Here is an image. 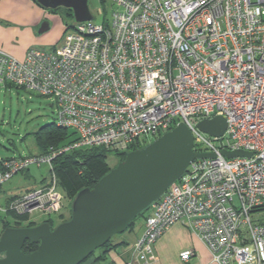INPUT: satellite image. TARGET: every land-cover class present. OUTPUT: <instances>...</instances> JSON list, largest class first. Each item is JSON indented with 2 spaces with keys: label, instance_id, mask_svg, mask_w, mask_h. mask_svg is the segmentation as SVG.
<instances>
[{
  "label": "built area",
  "instance_id": "built-area-1",
  "mask_svg": "<svg viewBox=\"0 0 264 264\" xmlns=\"http://www.w3.org/2000/svg\"><path fill=\"white\" fill-rule=\"evenodd\" d=\"M112 1L110 22L75 21L55 48H30L23 60L0 49V86L51 97L55 124L74 133L38 158L0 159V185L46 163L50 188L27 195L21 211L57 213L50 165L57 154L94 146L128 152L183 122L193 150L213 156L194 159L148 207L134 253L146 264L153 243L182 223L213 262L264 264V0ZM216 115L226 129L209 138L196 124ZM222 150L251 154L228 158Z\"/></svg>",
  "mask_w": 264,
  "mask_h": 264
},
{
  "label": "water",
  "instance_id": "water-1",
  "mask_svg": "<svg viewBox=\"0 0 264 264\" xmlns=\"http://www.w3.org/2000/svg\"><path fill=\"white\" fill-rule=\"evenodd\" d=\"M46 8L64 7L75 21L92 20L87 0H36ZM41 28L39 31H42ZM197 128L212 137L226 129L221 115L201 119ZM228 158L250 152L222 150ZM212 153L193 150V135L179 122L147 145L126 152L124 158L104 174L93 187L79 190L71 202L67 220L52 227L44 221L35 226L6 227L0 234V264H80L156 201L197 158ZM25 241L37 248L25 253Z\"/></svg>",
  "mask_w": 264,
  "mask_h": 264
},
{
  "label": "rangeland",
  "instance_id": "rangeland-1",
  "mask_svg": "<svg viewBox=\"0 0 264 264\" xmlns=\"http://www.w3.org/2000/svg\"><path fill=\"white\" fill-rule=\"evenodd\" d=\"M88 8L93 16L94 23L110 22L112 14L113 1L112 0H87ZM62 14L60 17L59 14ZM57 21L52 24V29L42 33V36L48 34H56L58 26L64 23L67 27L75 23V19L71 12L64 7L57 9L53 17ZM58 45H42V49H52ZM56 103L49 96H42L25 88H19L14 85L0 87V156H15L30 154L31 158H38L39 153L33 132L37 131L41 126H53L55 123ZM206 134V133H204ZM207 137L211 138L206 134ZM71 137V136H70ZM155 137L148 139L153 140ZM69 138L61 142L62 145L68 142ZM218 143V141H214ZM49 147H52L50 145ZM11 158V157H10ZM54 158V157H53ZM53 158L50 165L53 168ZM14 160V159H12ZM107 161L111 166L118 163L119 157L114 152L107 153ZM5 164V163H4ZM3 167V164H0ZM54 171V168H53ZM52 170L46 163L40 165H32L28 168H22L13 172V176L0 185V191L8 193L9 195L0 196V202H4L3 197H6V204L2 207L4 214L0 215V232L5 223L9 225H18L17 227L38 225L44 221L48 222L49 218L52 224L57 225L63 218L67 220L69 216L70 200L64 196L60 187L56 186V190L61 197L62 206L57 213L45 215L41 211L35 209L22 212L21 207L26 206L25 198L29 194H35L37 189H41L46 193L50 188V181ZM36 182L35 184H32ZM1 195V194H0ZM16 208L12 213H7L8 208L13 206ZM148 209L144 211L146 214ZM144 214V215H145ZM23 216V217H20ZM143 216H137L133 224L127 228L126 231L113 236V241L121 240V243H134L136 239L142 235L143 231ZM50 224V223H49ZM51 225V224H50ZM16 227V226H13ZM4 229V228H3ZM1 234V233H0Z\"/></svg>",
  "mask_w": 264,
  "mask_h": 264
},
{
  "label": "crops",
  "instance_id": "crops-1",
  "mask_svg": "<svg viewBox=\"0 0 264 264\" xmlns=\"http://www.w3.org/2000/svg\"><path fill=\"white\" fill-rule=\"evenodd\" d=\"M56 9L46 8L36 0H0V49L19 60H23L30 48L42 45H58L66 30L62 23L58 32L42 36L56 23ZM62 14L60 13L59 16ZM42 31H39L40 29ZM35 181L32 184H35ZM0 196L9 195L0 191ZM0 202L3 206L6 204ZM61 222V221H60ZM143 227V224H142ZM115 240L114 243H120ZM134 243H121L100 259L93 255L81 264H143L142 258L133 251ZM191 250L187 260L180 258L183 250ZM146 264H217L198 235L182 223L172 224L152 245V252L145 255Z\"/></svg>",
  "mask_w": 264,
  "mask_h": 264
},
{
  "label": "trees",
  "instance_id": "trees-1",
  "mask_svg": "<svg viewBox=\"0 0 264 264\" xmlns=\"http://www.w3.org/2000/svg\"><path fill=\"white\" fill-rule=\"evenodd\" d=\"M66 10H68L72 14V11L70 9H66ZM4 85L10 86L14 84L5 83ZM17 87L24 88L23 86H17ZM33 135L35 138V142L37 144L36 146L39 150V153L41 154L47 153L49 151L50 145H52V147H54L55 149H59V148L64 147L67 144H70L74 140V133L72 131L62 128L60 126H57L55 123L51 127L41 126L37 131L33 132ZM68 138H69L68 142L63 143L62 145L60 144L61 142L65 141ZM148 143H145V144L136 143L135 145L130 147L129 151L144 147ZM108 152H111V151H108L102 147L94 146V147H89V148L66 150V151H63L57 154L53 158V168H54L55 177L58 183V187H60V189L63 191L64 196L68 197L70 200L68 218L70 217V213H71V202H72L73 197L76 195V193L84 187H93V185L104 174H106L111 168H113L116 165L115 164L114 166H111L109 162L107 161ZM115 154H117V156L119 157V161H120L124 158L126 152L115 153ZM28 155L30 154H25V155L19 154L15 156H0V159H9L10 157L20 158V157H24ZM6 211L7 213L13 212L11 209H7ZM1 214H4V213L0 211V215ZM144 214L145 213L142 212L139 215L143 216L144 218L147 213L145 215ZM20 217H23V216H20ZM65 219L66 218H63L61 221H64ZM47 221H49L51 226L54 227V225L52 224L49 218L47 219ZM133 221L131 222L130 226L133 224ZM30 223L31 222H29V225L31 226L32 223L31 224ZM19 225L20 224L13 225V226L17 227ZM9 226L13 227L12 225H9ZM6 227H8L7 223L3 225V228H6ZM112 238L113 237H111L105 245H103L100 248H97L89 257L96 254L97 255L96 258L100 259L102 255L104 256L108 251L119 246L120 243H114ZM36 248H37V243L25 241V243L22 246V251L25 253H30L34 251Z\"/></svg>",
  "mask_w": 264,
  "mask_h": 264
}]
</instances>
